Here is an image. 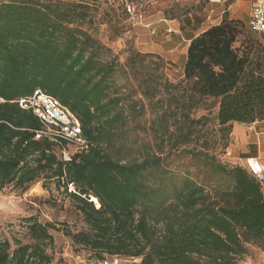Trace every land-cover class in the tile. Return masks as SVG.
I'll use <instances>...</instances> for the list:
<instances>
[{
	"label": "trees",
	"instance_id": "trees-1",
	"mask_svg": "<svg viewBox=\"0 0 264 264\" xmlns=\"http://www.w3.org/2000/svg\"><path fill=\"white\" fill-rule=\"evenodd\" d=\"M105 16L83 2L0 0V190L39 180L62 189L87 228L58 231L97 264H239L251 248L264 252L258 184L217 158L208 116H194L210 99L225 135L233 123H264V46L243 38L242 22L222 20L191 40L182 77L170 81L158 54L131 52L120 64L97 38ZM124 69L140 76L138 100L120 93ZM35 90L77 119L85 152L63 162L53 142L35 139L42 124L17 104ZM146 112L148 126L136 124ZM177 152L199 172L172 170ZM25 223L28 243L0 240V264H51L57 229Z\"/></svg>",
	"mask_w": 264,
	"mask_h": 264
},
{
	"label": "rangeland",
	"instance_id": "rangeland-1",
	"mask_svg": "<svg viewBox=\"0 0 264 264\" xmlns=\"http://www.w3.org/2000/svg\"><path fill=\"white\" fill-rule=\"evenodd\" d=\"M61 1L85 3L84 0ZM90 1L98 4L101 16L108 15L103 18L105 22L111 21L109 24L105 23L99 26L97 38L111 50L113 55H117L118 62L122 65H125L131 52L155 54V52H159L158 48L160 47L163 51L169 49L170 46L167 45L165 39L166 33H158L157 30L151 33L152 22H157L160 19L181 20L182 17L189 15L194 18L205 7L204 0L197 1L195 5L194 0H125L134 7V13L129 14L126 13L123 3L119 0H87L86 3L91 4ZM247 35L264 46V35L251 34L246 28L243 30V38ZM241 40H243L242 37ZM235 46H239V43ZM180 52L181 44L174 51V56H179ZM165 56L169 58L171 54L167 52ZM142 61L143 67L152 68L151 63L155 60L145 58ZM171 66L168 68L165 65V75L170 81H178L181 74L180 64L175 61ZM143 72L146 74L147 71ZM139 82L140 76L133 75L128 69L120 70L116 75V84L120 88V93L125 96L129 92L133 93L132 99L134 100L140 99ZM216 109L217 102L207 99L203 101L194 116H208L204 131L214 145L213 153L217 158L223 163L240 166L239 159H242L244 155L239 151L245 149L248 152H260V156L264 160V125H261L262 123L242 125L241 138L246 142L237 145L233 129L228 135H225V131H221L218 126L215 120ZM151 118L153 117L149 115V112H146V115L135 123L147 127ZM151 137L152 135L149 134L150 140ZM257 140L258 144L251 145V142H257ZM169 161V167L180 175L185 171L194 175L199 172V167L188 158L182 157L179 152L171 155ZM30 217L42 224H52L57 229V231H50L54 238L53 248L47 250L48 253L53 254L51 264H97L88 259L87 250L74 247L71 241L64 237L61 231H58L67 229L77 232L87 228L81 215L74 210L73 201L63 193L62 189H56L53 184L39 180L30 184L25 190L15 188L13 185L0 190V240H7L12 248H14L15 241L22 244L28 243L25 220ZM113 260L109 258L107 264H114ZM117 264H139V261H117ZM239 264H264V252L251 248L249 254Z\"/></svg>",
	"mask_w": 264,
	"mask_h": 264
},
{
	"label": "built area",
	"instance_id": "built-area-1",
	"mask_svg": "<svg viewBox=\"0 0 264 264\" xmlns=\"http://www.w3.org/2000/svg\"><path fill=\"white\" fill-rule=\"evenodd\" d=\"M123 3L126 13L133 14L134 7L125 0ZM246 27L251 34L264 35V0H251V7ZM20 109L29 111L42 124L43 130L35 133V139L41 136L53 142L61 161L69 162L74 154L88 149L87 141L81 135L77 119L56 100L35 90L29 97L17 101ZM240 167L252 177L259 186L264 198V160L262 157H246L240 161ZM114 264L118 262L135 261L113 257ZM107 264V260L103 263Z\"/></svg>",
	"mask_w": 264,
	"mask_h": 264
},
{
	"label": "crops",
	"instance_id": "crops-1",
	"mask_svg": "<svg viewBox=\"0 0 264 264\" xmlns=\"http://www.w3.org/2000/svg\"><path fill=\"white\" fill-rule=\"evenodd\" d=\"M85 3L87 0H84ZM197 1L201 0H194V5L197 4ZM205 7L192 18L190 15L188 17H182L181 20L176 19H160L157 22H152L151 25L153 26L152 32L154 33L155 30L158 33L164 32L167 34L165 37L167 45L170 46L169 49L163 51L160 47L159 52H155V54L160 55L166 62V66L171 68V64L174 62H178L180 64L179 70L181 72L180 77L183 75V68L186 61V54L188 46L192 39L206 31L208 28L214 25H218L222 20H234L242 22L243 25L246 27L249 11L251 7V0H204ZM84 3V2H83ZM91 5L98 4L93 1H90ZM87 4V3H86ZM199 18V19H197ZM173 34V35H172ZM181 44V52L180 55L175 57L174 51L180 46ZM170 53L171 56H167L166 53ZM261 125H264L262 123ZM242 125L233 123L232 129L235 135V139L237 145L245 144V140L241 138L242 132ZM245 141V142H244ZM257 142H251V145H254ZM242 155V161L246 157H261L260 152H248L245 149H241L239 151ZM249 153V154H248Z\"/></svg>",
	"mask_w": 264,
	"mask_h": 264
},
{
	"label": "bare ground",
	"instance_id": "bare-ground-1",
	"mask_svg": "<svg viewBox=\"0 0 264 264\" xmlns=\"http://www.w3.org/2000/svg\"><path fill=\"white\" fill-rule=\"evenodd\" d=\"M94 200V199H93Z\"/></svg>",
	"mask_w": 264,
	"mask_h": 264
}]
</instances>
